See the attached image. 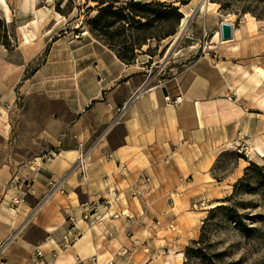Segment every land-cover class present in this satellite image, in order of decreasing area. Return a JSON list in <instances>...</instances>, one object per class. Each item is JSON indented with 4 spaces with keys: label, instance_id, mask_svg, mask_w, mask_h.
Instances as JSON below:
<instances>
[{
    "label": "crops",
    "instance_id": "0c3cea01",
    "mask_svg": "<svg viewBox=\"0 0 264 264\" xmlns=\"http://www.w3.org/2000/svg\"><path fill=\"white\" fill-rule=\"evenodd\" d=\"M36 1L31 8L22 0L17 8L27 17L16 27L21 36L17 47L0 48V115L6 110L0 117V244L5 247V264H32L37 250L44 264H131V232L148 222L161 226L157 218L175 209V200L195 205L206 187L201 175L211 170L226 143L264 135V111L258 106L263 93L247 87L231 66L217 77V62L209 54L181 65L160 85L147 82L138 56L145 50L137 51L138 60L125 63L115 49L89 32L78 39L71 32L55 36L63 17H55L51 4L37 7ZM176 1L181 0H140L166 3L184 16ZM21 28L34 33L29 42ZM242 34L234 28L233 40L225 48L237 45ZM44 52L35 72L25 77ZM167 95L180 98L179 104L166 105ZM18 96L48 104L47 127L37 136L49 138L45 150L55 157L50 152L33 154L30 161L23 152L17 156L18 149L16 156L10 154L9 147L20 144L25 131L17 127L16 140L9 139L7 113ZM80 144L89 149L92 162L86 184L75 170ZM29 166L30 171L16 170ZM52 177L64 179V192L45 198ZM143 177L149 179L146 185ZM17 180L32 184L33 194L13 209L10 183ZM114 189L117 202L106 219L94 216L93 224L84 221L82 205L108 197ZM135 190L140 194L133 197ZM114 212H124L130 219L112 220ZM70 217L76 220L74 227L67 222ZM114 227L119 234L109 235ZM75 233L76 242L61 250V238ZM126 249L129 252L123 255Z\"/></svg>",
    "mask_w": 264,
    "mask_h": 264
},
{
    "label": "rangeland",
    "instance_id": "374dc122",
    "mask_svg": "<svg viewBox=\"0 0 264 264\" xmlns=\"http://www.w3.org/2000/svg\"><path fill=\"white\" fill-rule=\"evenodd\" d=\"M21 1L5 0L13 16L9 21L5 20L0 8V48L10 50L20 42L16 27L27 19L17 11ZM133 1L142 3L121 0L115 6L128 14L127 6ZM181 1H176V5L187 14V18L183 16L184 25L181 21L177 26L168 21L148 27L144 19L134 23L129 15L126 23L107 30H103L101 23L110 19L105 14L100 18L97 30L90 25L99 12L90 0H37L36 6L49 3L55 12L57 7L61 11L62 27L55 36L71 32L78 39L80 34L90 30L91 36L122 50L128 58H131V50H145L143 56H138L140 64H144L147 82L160 85L181 65L209 54L217 62V77L225 67L231 66L232 72L239 80H244L247 87L255 86L259 94L263 93L261 101L264 98V0H221V4L213 0H184L186 5ZM225 20L243 31L240 42L226 48L228 44L221 41L219 28ZM172 28L175 34L161 39ZM143 43L145 45H141ZM20 44L23 45V41ZM181 51L182 55L177 56ZM44 54L28 67L25 77L35 72ZM25 97L18 96L8 109L12 129L9 139L16 140L17 127L25 130L19 138L21 143H13L9 152L14 157L18 149L17 156L23 152L24 158L31 161L33 154L43 156L50 152L45 150L49 138L37 136L47 127L44 119L48 104L44 100ZM258 106L264 111V107ZM4 112L6 110H2L1 118ZM37 138L42 142L34 143ZM247 139L226 143L222 152L214 157L211 170L205 176L201 175L206 187L201 185L202 196L195 205L189 207L175 200V209L167 216L157 218L161 226L158 221H153L131 232L134 243L131 264H147V258L152 259L151 264H264V162L248 153L257 141L264 144V135ZM252 163L254 166L245 170ZM16 170L30 171L31 167ZM170 222L174 230L169 229Z\"/></svg>",
    "mask_w": 264,
    "mask_h": 264
},
{
    "label": "built area",
    "instance_id": "2783aa9c",
    "mask_svg": "<svg viewBox=\"0 0 264 264\" xmlns=\"http://www.w3.org/2000/svg\"><path fill=\"white\" fill-rule=\"evenodd\" d=\"M140 1V0H139ZM87 33H82L80 34L79 37H84L86 36ZM101 81V80H100ZM142 91H140L136 97H139ZM164 101L166 105H177L180 102V98L176 99H171L168 95L165 96ZM51 157H55L56 153L50 152ZM92 162L89 158V149L84 148L83 145H79L78 152H77V159L75 163V170L78 175V178L81 183L86 184L89 180V171L91 168ZM140 178H142L140 176ZM144 184L146 185L149 183V179L146 177H143ZM63 184H64V179L63 178H56L52 177L47 181V188L48 191L46 193L45 198L51 197L55 192H61L63 193ZM10 185L12 186V190L15 193L14 196L12 197L10 201V207L13 209H17L18 205L25 202V199L27 196H30L33 194V189H32V184H29L28 182L25 181H20L17 180L15 182H11ZM111 194H114L112 196ZM117 194L118 190L114 189L111 191L110 195L108 197L100 198L96 201H91L87 202L84 205H82L83 211H82V219L84 221H88L90 224H93L95 220H92L94 216H99L98 221H103L107 217V213L110 209H112L117 202ZM140 193L135 190L132 192V196L136 197ZM121 216L127 217V219H130L127 214L124 212H121L120 214L118 213H112L109 218L112 220H119ZM67 222L71 223L72 226L74 227V222H76L75 218L70 217L68 218ZM170 230H174L172 225H169ZM119 234V229L117 227H114L111 231L110 234ZM78 235L77 233L75 234H66L61 238V241L59 243L60 249L61 250H66L69 247H71L77 240ZM128 249L123 251V255L128 254ZM43 255L40 252V250L35 251L31 258L30 261L32 264H44L43 262ZM6 263V257H5V247L0 244V264H5Z\"/></svg>",
    "mask_w": 264,
    "mask_h": 264
},
{
    "label": "trees",
    "instance_id": "16d2710c",
    "mask_svg": "<svg viewBox=\"0 0 264 264\" xmlns=\"http://www.w3.org/2000/svg\"><path fill=\"white\" fill-rule=\"evenodd\" d=\"M91 2L95 3V8H99L98 14L90 21V25L92 28L96 29L102 23L103 30H107L115 25H121L126 23L129 15H131V21L134 23H140L139 19L145 20V26L152 27L154 24H160L168 21H173V23L177 26L179 22L183 19V15L179 12V9L176 7L169 6L167 4L162 3H132L130 2L127 6L128 14H123L122 9L116 7L115 5L118 4L121 0H90ZM215 3L221 4V0H213ZM182 5H186L185 1L182 2ZM164 7H167L164 9ZM58 13L61 11L58 9L56 10ZM107 15L109 20H105L104 23L101 22L99 24L100 18L102 15ZM152 16L150 18L149 16ZM0 24L2 21L0 20ZM90 32V30H89ZM175 34V31L172 29L164 36L165 39ZM149 39V38H148ZM99 40V39H98ZM105 43V42H104ZM106 44V43H105ZM108 45V44H107ZM141 45H145L144 43ZM110 48L115 49L118 52V57L125 63H132L135 61L136 51L140 50L141 48H137L135 50H131V58L125 56L122 50L116 49L111 45H108ZM253 165L250 164L245 170H248Z\"/></svg>",
    "mask_w": 264,
    "mask_h": 264
},
{
    "label": "bare ground",
    "instance_id": "6f19581e",
    "mask_svg": "<svg viewBox=\"0 0 264 264\" xmlns=\"http://www.w3.org/2000/svg\"><path fill=\"white\" fill-rule=\"evenodd\" d=\"M23 1H24L25 4H28V5L31 6V8H33L35 0H23ZM91 3H93V2H91ZM93 4H95V3H93ZM209 5H215V4L210 3ZM0 8H1V11H2L4 17L6 19H8L9 16H10V9H9L7 3L5 2V0H0ZM60 16L61 15L59 13L55 12V17L56 18H59ZM184 16H185V18H187V14H184ZM185 18H183L181 20V25H184ZM227 21L228 20H225L223 22L224 23H229ZM32 25H33L34 29L37 28V23L36 22H34ZM21 31L23 33L25 42H29L30 38L34 36L33 32H30V34H28V32H26L24 28H21ZM260 105L262 107H264V98L261 100ZM263 146H264V144L261 141H257L256 144L253 147L248 149V153L250 154V156H254V157L258 158L260 161L264 162V160H263L264 159V150L262 149ZM245 164H246V162H244V165Z\"/></svg>",
    "mask_w": 264,
    "mask_h": 264
},
{
    "label": "water",
    "instance_id": "95a60500",
    "mask_svg": "<svg viewBox=\"0 0 264 264\" xmlns=\"http://www.w3.org/2000/svg\"><path fill=\"white\" fill-rule=\"evenodd\" d=\"M234 26L231 23H220V39L222 42L233 40Z\"/></svg>",
    "mask_w": 264,
    "mask_h": 264
}]
</instances>
